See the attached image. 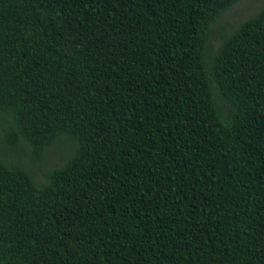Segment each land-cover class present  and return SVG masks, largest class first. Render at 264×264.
<instances>
[{"label":"trees","instance_id":"16d2710c","mask_svg":"<svg viewBox=\"0 0 264 264\" xmlns=\"http://www.w3.org/2000/svg\"><path fill=\"white\" fill-rule=\"evenodd\" d=\"M238 1L0 0V264H264V7L209 53Z\"/></svg>","mask_w":264,"mask_h":264},{"label":"rangeland","instance_id":"374dc122","mask_svg":"<svg viewBox=\"0 0 264 264\" xmlns=\"http://www.w3.org/2000/svg\"><path fill=\"white\" fill-rule=\"evenodd\" d=\"M263 7L264 0H239L229 9H227L213 24L215 37L213 38V42H211L212 47L209 53H212V51H214V49L220 42L222 35L230 34L238 24L255 15ZM0 137L2 140L1 131ZM68 152L69 150L67 147H61V154H68ZM46 155V160L49 164L42 163L41 166L37 167V169H34V172L37 174L38 179H42V173L46 172L49 167L57 166L61 163L57 152L51 151ZM25 164H28L27 161H25Z\"/></svg>","mask_w":264,"mask_h":264}]
</instances>
